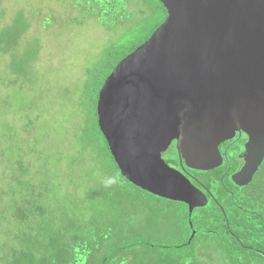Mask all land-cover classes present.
I'll return each instance as SVG.
<instances>
[{
  "label": "trees",
  "instance_id": "obj_1",
  "mask_svg": "<svg viewBox=\"0 0 264 264\" xmlns=\"http://www.w3.org/2000/svg\"><path fill=\"white\" fill-rule=\"evenodd\" d=\"M143 1L150 6L149 16L86 72L75 113L76 122L85 123L83 131H76V138L68 132L69 151L43 155L35 162L40 149L32 125H36L34 115L41 122L44 103L36 91L42 41L27 38L31 22L23 10L9 21L4 0H0V123L8 131H18L22 153L16 151L9 158L6 144L0 146V264H264V162L246 186L234 184L226 162L199 171L212 198L190 216L187 204L131 183L111 153L99 126L100 90L116 66L145 43L168 15L160 0ZM12 95L15 100L9 101ZM25 111L27 115H22ZM9 115L14 116L15 125L9 122ZM27 136L32 145L25 153ZM88 150L98 152L103 166L101 181L94 188L108 183L113 189L98 197V207L77 197L82 191L74 183L77 175L67 178L56 169L70 163L79 169L82 159H88ZM51 157L57 158L51 162ZM9 175L15 189L10 188ZM113 193L129 196L144 210L149 209L148 215L139 223L127 217L128 223L117 228L98 209L100 200ZM126 216L136 217L137 213L127 211Z\"/></svg>",
  "mask_w": 264,
  "mask_h": 264
},
{
  "label": "water",
  "instance_id": "obj_2",
  "mask_svg": "<svg viewBox=\"0 0 264 264\" xmlns=\"http://www.w3.org/2000/svg\"><path fill=\"white\" fill-rule=\"evenodd\" d=\"M160 1L163 24L100 90L99 126L124 177L192 216L209 198L183 162L222 166L220 145L242 131L249 140L234 183L250 184L264 162V0ZM174 140L183 171L164 158Z\"/></svg>",
  "mask_w": 264,
  "mask_h": 264
},
{
  "label": "rangeland",
  "instance_id": "obj_3",
  "mask_svg": "<svg viewBox=\"0 0 264 264\" xmlns=\"http://www.w3.org/2000/svg\"><path fill=\"white\" fill-rule=\"evenodd\" d=\"M4 8L8 11L9 21L23 10L31 22L27 38H40L42 41L37 63L40 81L36 84V91L39 98L44 99L41 107L43 115L41 122L34 115L36 125H32V136L40 149L35 162H39L43 155L54 156L70 150L66 135L69 132L76 138V131H83L85 125L83 120L76 122L75 113L79 105L76 98L81 96L80 85L86 81L87 70L100 63L105 51L123 40L128 30L141 24L151 9L143 0H4ZM14 100L15 95L9 97V101ZM11 103L17 107L16 103ZM22 115H27V112ZM13 117L9 115V122L15 125ZM6 127V124L0 123V146L5 143V154L12 158L16 151L22 154L18 150L20 139L18 131H8ZM29 140L30 136H27L23 149L25 153L32 145V138L28 143ZM86 156L88 159H82L79 169L70 162L69 167L59 165L56 169L67 178H71L72 173L77 175L74 183L82 188L77 197L89 202L90 206L98 207V197L112 187L108 183H101L94 188L101 181L103 166L98 152L88 150ZM56 158L49 160L53 162ZM12 182L14 180L9 175L10 188L15 189ZM140 203L148 204L147 201ZM98 209L99 213L108 216L110 222H115L117 228L120 223H128L125 218L139 223L149 212L129 196L117 193L102 198ZM127 211L136 212L137 216H126Z\"/></svg>",
  "mask_w": 264,
  "mask_h": 264
},
{
  "label": "flooded vegetation",
  "instance_id": "obj_4",
  "mask_svg": "<svg viewBox=\"0 0 264 264\" xmlns=\"http://www.w3.org/2000/svg\"><path fill=\"white\" fill-rule=\"evenodd\" d=\"M248 140V134L245 131H242L238 132L235 138L228 140L220 145V150L224 156V163L226 162L229 164V168L226 172L230 173L231 179L233 174L242 167L243 160L241 155L246 150V143ZM176 145L177 141L174 140L172 144L169 145L170 147L167 145L164 146L165 149L169 147V151L164 155V158L168 164L177 168L178 170L183 171L181 158ZM176 161L178 162V164L176 163ZM183 165L185 166V172L190 177L191 181L207 194L210 202L212 195H210V193H207L208 187L206 186V183L202 181V178L199 175V171L201 170L191 169L185 164V162H183Z\"/></svg>",
  "mask_w": 264,
  "mask_h": 264
},
{
  "label": "clouds",
  "instance_id": "obj_5",
  "mask_svg": "<svg viewBox=\"0 0 264 264\" xmlns=\"http://www.w3.org/2000/svg\"><path fill=\"white\" fill-rule=\"evenodd\" d=\"M111 182H114V181H110V183H111Z\"/></svg>",
  "mask_w": 264,
  "mask_h": 264
}]
</instances>
